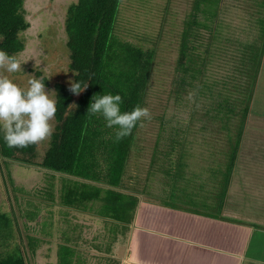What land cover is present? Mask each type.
Wrapping results in <instances>:
<instances>
[{
  "label": "trees",
  "instance_id": "trees-1",
  "mask_svg": "<svg viewBox=\"0 0 264 264\" xmlns=\"http://www.w3.org/2000/svg\"><path fill=\"white\" fill-rule=\"evenodd\" d=\"M225 1L193 0L175 57L167 63L156 55L157 43L145 48L134 44L136 37L119 38L115 27L121 0H76L67 5L62 20L65 39L59 48L66 81L50 83L41 78L44 91L55 93L51 137L22 148H10L0 139V264H30L27 252L35 258L43 243L35 237L38 232L61 240L53 251L56 264H74V249L68 246L74 243V235L67 236L63 226H57L62 234L55 232L54 204L64 219L72 217L71 210L88 212L90 206L93 214L124 225L132 223L142 197L223 213L264 62L260 39L264 27L243 18V25L235 29L232 22L222 20L229 8ZM230 1L260 7V0ZM23 3L0 0V50L17 61L29 28ZM254 24L259 29L253 36L259 40L241 47L240 31ZM231 29L234 40L227 36ZM32 66L24 63L20 70L39 78L40 70ZM160 72L166 77H160ZM69 80L87 86L73 95L68 91ZM103 93H119L121 111L133 106L148 109L149 102L160 100V95L164 104L159 114L142 117L128 135L116 140L113 128L106 127L99 114L86 112L93 94ZM151 122L153 137L148 146L145 130ZM138 158L147 160L143 181L138 175H126L129 162L138 164ZM12 166L49 180V188L33 191L39 201L15 196ZM152 181L157 182L159 195L151 192ZM212 202L214 206L209 205ZM95 204L99 210L91 208ZM42 212L48 213L46 221L41 220ZM29 229L36 234L30 235ZM8 245L16 247L15 258L8 255Z\"/></svg>",
  "mask_w": 264,
  "mask_h": 264
},
{
  "label": "rangeland",
  "instance_id": "rangeland-1",
  "mask_svg": "<svg viewBox=\"0 0 264 264\" xmlns=\"http://www.w3.org/2000/svg\"><path fill=\"white\" fill-rule=\"evenodd\" d=\"M74 1L76 0H24L23 8L25 10V19L29 23V28L23 34L25 38V45L24 52L18 56L20 67L14 72H7L8 74L2 72L0 73V76L5 77L7 75L5 78L17 84V86L23 90L27 87V81L30 78H34L33 72L28 70H20L22 69L24 63H27L29 67L33 64L31 67L32 69H36L37 71L40 70L41 76L39 79L45 77L50 83L54 82L53 79L62 80L64 82L66 81L67 74L64 70V60H60L61 52L59 51V48L61 47L60 44L65 39L62 29V20L65 9L68 4ZM186 4L188 9H186ZM190 5L191 0H121L115 29L119 34H121L119 38L131 39V37H136L133 38L134 44L140 43L139 45L142 47L148 48L153 43V48L157 43V50L159 54L157 53L156 55L158 57L162 56L163 60H165L167 63L169 60H173L175 57L174 54L177 50L178 41L181 32L184 30V21H187L186 19L189 17V14L192 13ZM255 13L258 19V21H256L257 24H261L264 27V15H260L257 11ZM200 21L203 22H199V24L204 23V20ZM255 25H253V27L244 25L242 28L243 32H238L239 36L243 38L242 41L244 42V45L241 47H245L249 43H256L257 40H259V38L253 36L255 31L259 29ZM238 26L241 27L240 23H238L235 29H237ZM39 34L44 36L39 37ZM234 34V29H231L227 33V36L230 40H234L236 39V37L233 36ZM253 39L255 40L253 41ZM260 39L261 43H264V36ZM43 42H47L45 44L47 51L44 48ZM49 53L50 56L48 55ZM0 69L4 68L0 67ZM165 75L166 74L163 72H160V77L165 78ZM258 85L259 86H257L258 88L256 89L254 98L250 104L249 116L243 135L242 147L241 151H239V156L242 154V152L243 154L241 156H244V160H240L241 167L239 168H241V170L239 171V174H244L246 176L250 174V176L255 177L257 184L259 182L261 184L252 185L249 182L250 185L241 187L238 192H235L236 194L240 195L239 198L242 200H244V197L249 199L256 197V191H251L253 188H255L254 186H256L255 189H258L257 187H259L260 190H258L261 193L264 189V65H262L261 68ZM159 98L160 100L154 99L153 101L151 100L149 102L148 111L150 114L157 115L159 114L160 110H162L164 98L161 97V95ZM152 127H154V123L151 122L149 125H147L145 130V138L148 146H150L152 143ZM137 163L138 164L129 162L130 165L127 169L128 173L126 175H138L139 180L143 181L147 174V160L138 158ZM9 169L11 178L13 180V187H15L14 193L17 197L32 201H39L38 196L33 194V191L43 187H50L49 180H46L41 174L35 171L18 169L15 166L10 167ZM243 169L244 171H242ZM125 183L128 186L130 184L128 181ZM140 187L141 185H138L137 188L140 189ZM151 187V192L153 194L159 195L160 192L158 191L157 182L152 181ZM243 188H246V190L243 191ZM147 199L150 198H141L143 201H146ZM209 205L214 206L213 202ZM231 205L232 203H226V206L228 207ZM240 205L241 204L238 203L237 206H233L238 208ZM54 206H56V204L51 206V216L57 220L55 223V232H60L59 234H62V228L57 229V226H63L67 236L74 235L72 232L74 224H82L83 219L79 214L76 213L72 214V217H67L64 219L63 217L65 216L58 214L56 210L53 209ZM92 206L93 207L91 208L93 210H99L96 208L97 204ZM47 209L48 208H46V210ZM86 210L90 211V206H88ZM71 211L74 212L73 210ZM259 211L260 212H257L256 210L251 209L249 218L259 214L260 217L258 221H256V224L264 226V210L259 207ZM43 215L44 217H42L41 220L46 221V219L49 218L48 213H43ZM65 220L68 221L66 224H64ZM97 225L98 224H96V226ZM31 226L34 227L32 223ZM135 227H138V225L136 224ZM116 229H121V231L119 232L118 230H115V232H112L111 236L108 238H105L104 235H102L104 243L108 245L107 247H111L117 242L123 243L122 238L125 236L124 233L127 231V229L120 226H118ZM28 231L32 236L36 234L35 232H31L30 229ZM38 233L35 235V237L40 239L43 243L40 245L35 258L32 259L30 252H27L29 262L30 264H49V262L51 263L50 256H52L54 259L53 251L55 250V242L58 243L61 240L59 238L56 240H50L46 237H42V235H39ZM58 237H60V235ZM8 255L12 256L13 258L16 257L17 254L15 246L10 247L8 245Z\"/></svg>",
  "mask_w": 264,
  "mask_h": 264
},
{
  "label": "crops",
  "instance_id": "crops-1",
  "mask_svg": "<svg viewBox=\"0 0 264 264\" xmlns=\"http://www.w3.org/2000/svg\"><path fill=\"white\" fill-rule=\"evenodd\" d=\"M225 2L229 8H225L227 12L222 20L232 22V26L238 23L242 26L244 20L256 22V11L264 15V0H260V7L256 9L249 2ZM192 4L193 0L191 9ZM185 6L188 9L187 4ZM240 156L226 198L232 205L226 206L223 213L210 214L147 199L140 200L132 223L124 225L90 211L74 210L83 219L82 224H74V243L67 244L74 249V264H256L258 260L264 261V226L256 224L259 214L249 218L251 209L264 210V189L263 198L256 186L251 190L257 193L255 199L244 197L242 200L235 193L250 183L261 184L250 174H239L240 160H244V156ZM238 203L241 204L238 208L233 206ZM117 225L127 229L123 243L107 247L102 235L110 237L118 230ZM57 244L62 243L55 242ZM50 258L49 264H56L55 257Z\"/></svg>",
  "mask_w": 264,
  "mask_h": 264
},
{
  "label": "clouds",
  "instance_id": "clouds-1",
  "mask_svg": "<svg viewBox=\"0 0 264 264\" xmlns=\"http://www.w3.org/2000/svg\"><path fill=\"white\" fill-rule=\"evenodd\" d=\"M0 67L7 72H14L20 63L13 55L0 50ZM87 83L78 80L68 81V91L73 95L80 93ZM53 96H49V93ZM86 112L99 114L105 126L113 128L114 138L119 140L128 135L133 126L141 118H149L148 109L133 106L130 111H121V96L119 93L93 94ZM56 112L55 93L45 92L43 81L39 78H30L27 87L21 89L9 79L0 76V139L8 147L22 148L50 138L52 126L49 121ZM115 126V127H113ZM264 264V261H256Z\"/></svg>",
  "mask_w": 264,
  "mask_h": 264
}]
</instances>
